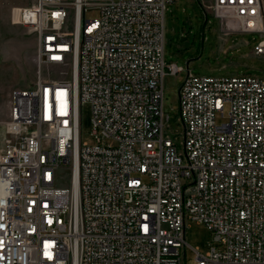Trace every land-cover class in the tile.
Here are the masks:
<instances>
[{"label": "built area", "instance_id": "obj_1", "mask_svg": "<svg viewBox=\"0 0 264 264\" xmlns=\"http://www.w3.org/2000/svg\"><path fill=\"white\" fill-rule=\"evenodd\" d=\"M176 0H35L37 40L0 144V264H264V73L189 68L183 130L166 132V13ZM93 7L98 15L87 17ZM222 29L256 31L264 0H213ZM92 111L93 142L81 138ZM227 120L218 122L217 114ZM69 177L70 182L63 180ZM213 235L187 260L188 220Z\"/></svg>", "mask_w": 264, "mask_h": 264}, {"label": "rangeland", "instance_id": "obj_2", "mask_svg": "<svg viewBox=\"0 0 264 264\" xmlns=\"http://www.w3.org/2000/svg\"><path fill=\"white\" fill-rule=\"evenodd\" d=\"M27 0H1L0 2V144L5 122L9 119L11 95L15 89H26L35 84L37 75V40L35 31L15 20L12 8L23 6ZM33 3L35 0H30ZM213 0H176L169 3L166 13L167 62L184 66L178 74L165 76V111L170 114L166 132L174 136L183 130L179 119V87L189 68L195 74L212 76L264 73V55L254 53V45L261 39L256 31H230L222 29L219 18L208 5ZM12 7V8H11ZM98 15L96 8L86 11L87 17ZM264 35V31H263ZM217 114V121L227 120ZM81 138L93 142L92 111L89 103L81 109ZM69 183V177L63 180ZM212 232L197 220H188L186 228L187 260L195 261L198 248L209 250Z\"/></svg>", "mask_w": 264, "mask_h": 264}, {"label": "bare ground", "instance_id": "obj_3", "mask_svg": "<svg viewBox=\"0 0 264 264\" xmlns=\"http://www.w3.org/2000/svg\"><path fill=\"white\" fill-rule=\"evenodd\" d=\"M260 25L263 27V29H264V22H260ZM3 193H4V188H3V186L0 184V197L3 195Z\"/></svg>", "mask_w": 264, "mask_h": 264}, {"label": "crops", "instance_id": "obj_4", "mask_svg": "<svg viewBox=\"0 0 264 264\" xmlns=\"http://www.w3.org/2000/svg\"><path fill=\"white\" fill-rule=\"evenodd\" d=\"M0 2H1V0H0ZM30 4H31V1L30 0H27V1H24V4H21V5L27 6V5H30Z\"/></svg>", "mask_w": 264, "mask_h": 264}]
</instances>
